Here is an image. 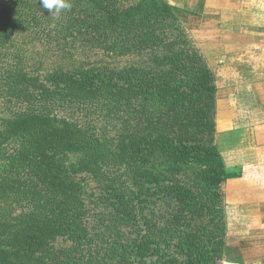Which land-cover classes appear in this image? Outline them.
<instances>
[{
    "label": "trees",
    "instance_id": "1",
    "mask_svg": "<svg viewBox=\"0 0 264 264\" xmlns=\"http://www.w3.org/2000/svg\"><path fill=\"white\" fill-rule=\"evenodd\" d=\"M70 2L55 16L0 0V44L42 27L60 51L78 42L100 60L41 83L9 75L24 108L0 125V264H219L228 170L213 70L167 0ZM80 173L101 223L87 222ZM59 235L65 261L49 250Z\"/></svg>",
    "mask_w": 264,
    "mask_h": 264
},
{
    "label": "crops",
    "instance_id": "2",
    "mask_svg": "<svg viewBox=\"0 0 264 264\" xmlns=\"http://www.w3.org/2000/svg\"><path fill=\"white\" fill-rule=\"evenodd\" d=\"M215 74L223 264H264V0H167ZM209 64V62H208Z\"/></svg>",
    "mask_w": 264,
    "mask_h": 264
},
{
    "label": "rangeland",
    "instance_id": "3",
    "mask_svg": "<svg viewBox=\"0 0 264 264\" xmlns=\"http://www.w3.org/2000/svg\"><path fill=\"white\" fill-rule=\"evenodd\" d=\"M5 4L9 5L11 2L8 3L5 1ZM47 27L49 30H52L55 24L51 26L47 25ZM57 44L58 43L54 40H48L47 33L44 32L42 27H30V29L23 32L17 34L13 33V36L6 45L0 44V125L4 119L12 117L16 113L21 112L24 108V106L22 107V104L18 102L17 97L11 96V90L14 89V87L16 88V82L20 81H16L19 79L13 81L14 79L9 77V75H14L22 71V73L27 74L28 78H32L34 81L37 80L38 83H41L55 70L61 69L65 72H69L72 68H78L83 65L89 67L100 62V60L96 58V53L89 54V51L93 48L87 45L68 41L67 44L73 47L65 50V46L60 51L57 48ZM86 49L87 53L84 51ZM208 60L209 66L212 68L214 63L210 62L212 60L211 56H208ZM132 61H134V59L130 58L109 62L113 64V66L120 67V65ZM27 77H24L25 80H27ZM22 82L25 81L22 80ZM63 162L65 165H78L80 157L70 155L67 159L63 160ZM230 170H228L227 175L230 174ZM77 181L84 184L85 189L88 191L87 202L91 212L89 213L87 222H94L93 225L97 224V222L101 223L102 220H100L99 217H101L103 209L98 207L94 209L93 206L89 204V202L93 201L91 194H96L95 183L89 180L85 173H80L77 177ZM224 189L225 184L223 190ZM93 196L95 197V195ZM49 250L53 254L60 256L61 261H65L72 255V253L69 255V252L72 250V242L66 236L59 235L55 240H52L49 245ZM222 261L219 264H223Z\"/></svg>",
    "mask_w": 264,
    "mask_h": 264
},
{
    "label": "clouds",
    "instance_id": "4",
    "mask_svg": "<svg viewBox=\"0 0 264 264\" xmlns=\"http://www.w3.org/2000/svg\"><path fill=\"white\" fill-rule=\"evenodd\" d=\"M40 4L47 9L50 15L59 16L63 11L71 9L70 0H40Z\"/></svg>",
    "mask_w": 264,
    "mask_h": 264
}]
</instances>
